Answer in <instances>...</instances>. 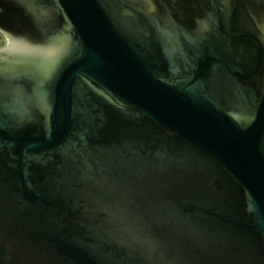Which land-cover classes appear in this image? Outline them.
Instances as JSON below:
<instances>
[{"label": "water", "instance_id": "water-1", "mask_svg": "<svg viewBox=\"0 0 264 264\" xmlns=\"http://www.w3.org/2000/svg\"><path fill=\"white\" fill-rule=\"evenodd\" d=\"M0 264H264V0H0Z\"/></svg>", "mask_w": 264, "mask_h": 264}]
</instances>
